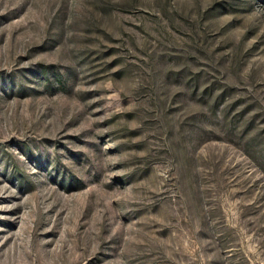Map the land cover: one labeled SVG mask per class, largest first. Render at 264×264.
Segmentation results:
<instances>
[{
  "label": "rangeland",
  "instance_id": "374dc122",
  "mask_svg": "<svg viewBox=\"0 0 264 264\" xmlns=\"http://www.w3.org/2000/svg\"><path fill=\"white\" fill-rule=\"evenodd\" d=\"M0 264H264V0H0Z\"/></svg>",
  "mask_w": 264,
  "mask_h": 264
}]
</instances>
